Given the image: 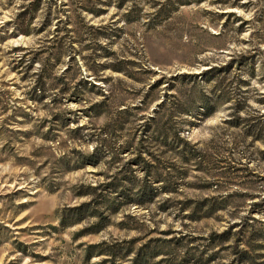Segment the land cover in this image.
Here are the masks:
<instances>
[{
    "label": "rangeland",
    "instance_id": "rangeland-1",
    "mask_svg": "<svg viewBox=\"0 0 264 264\" xmlns=\"http://www.w3.org/2000/svg\"><path fill=\"white\" fill-rule=\"evenodd\" d=\"M103 243L264 264V0H0V264Z\"/></svg>",
    "mask_w": 264,
    "mask_h": 264
},
{
    "label": "trees",
    "instance_id": "trees-1",
    "mask_svg": "<svg viewBox=\"0 0 264 264\" xmlns=\"http://www.w3.org/2000/svg\"><path fill=\"white\" fill-rule=\"evenodd\" d=\"M75 223L77 222H73L71 224H68L66 220L62 219L61 221V226L64 229H67L73 225H75ZM101 231V230H99ZM97 231V232H99ZM84 233L87 232H83L81 235H84ZM118 246L112 245L109 246L106 243L103 244H99V245H91L88 248L87 251V260H91L94 257L97 256H106L107 258L104 260V264H117V261L119 260H124L126 259L125 257H127L125 254V256L120 252L121 250H117ZM116 249V250H115ZM119 259V260H118ZM139 259L137 258L136 260H134V262H132V264H139ZM102 264V263H101Z\"/></svg>",
    "mask_w": 264,
    "mask_h": 264
}]
</instances>
